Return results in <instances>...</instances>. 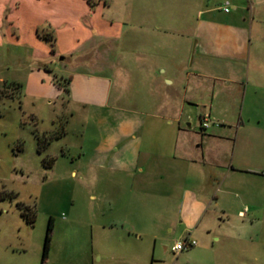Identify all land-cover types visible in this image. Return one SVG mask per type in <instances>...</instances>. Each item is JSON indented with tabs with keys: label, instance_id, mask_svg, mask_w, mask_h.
<instances>
[{
	"label": "rangeland",
	"instance_id": "374dc122",
	"mask_svg": "<svg viewBox=\"0 0 264 264\" xmlns=\"http://www.w3.org/2000/svg\"><path fill=\"white\" fill-rule=\"evenodd\" d=\"M242 1L245 3L117 0L113 11L104 13L106 18L123 21L120 38L140 35L142 42L147 38L160 43L159 49L156 43L155 47L146 44L139 49V43L131 46L121 42L111 55L132 53L133 48L150 54L151 60L159 54L171 55L192 73L188 83L182 77L175 84L179 94L185 93L191 102L186 105L180 125L188 138L201 145L202 133L216 134L224 139L225 151H235L233 162L228 154L227 164L232 163L241 171L230 183L214 191L213 197L218 195L221 199L209 221L210 231L191 239L181 234L180 227L169 228L153 217L160 204L157 196L147 192L141 198V193L130 195L126 187L108 185L106 169L91 163L97 157L93 159L92 151L80 150L82 139L84 146H89L95 138L91 128L83 135L82 113L71 119L67 104L61 100H31L12 88L11 81L25 78L41 59L32 56L36 45L30 41L9 35L3 38L0 264H264V11L256 16L252 35L246 39L248 45L251 41L250 59L241 68L243 72H236L237 66L230 62L214 58L200 63L197 43L201 34L195 33L198 10H212L208 15L212 21L235 22L249 17L245 8H238ZM226 3L229 13L222 10ZM137 26H152L159 33L156 37L143 36ZM42 41L54 52L62 46L60 35L53 34L52 39ZM170 41L174 46L167 47L165 44ZM186 41L191 44L187 57L182 51ZM77 52L79 49L55 56L51 66L62 71L75 69L79 66ZM56 74L54 77L59 79ZM162 84L164 87V81ZM170 89L168 93L173 94ZM203 115L209 116L205 130L200 128ZM210 147L215 150V145ZM49 159L52 166L46 167L43 161ZM129 199V213L144 210L143 214H136L140 219L123 218ZM239 210L241 213L237 214ZM30 211L35 213L32 224L25 218ZM49 221L52 225L48 231ZM46 235L49 249L42 261ZM187 238L195 245L174 252L173 246Z\"/></svg>",
	"mask_w": 264,
	"mask_h": 264
},
{
	"label": "crops",
	"instance_id": "0c3cea01",
	"mask_svg": "<svg viewBox=\"0 0 264 264\" xmlns=\"http://www.w3.org/2000/svg\"><path fill=\"white\" fill-rule=\"evenodd\" d=\"M26 2L0 0V43L8 35L28 40L36 45L32 56L41 59L25 78L12 80V88L31 100L48 103L61 100L67 104L71 119L76 113H82L83 135L91 128L95 138L89 146H84L82 139L80 150L92 151L93 159L98 158L91 163L106 169L108 185L126 187L130 195L141 193V198L147 192L157 196L160 204L153 217L169 228L180 227L181 234L190 239L208 233L209 221L220 206L221 198L213 197L214 191L230 183L241 169L227 164L228 154L231 153L232 161L235 151H225L223 138L202 133L201 145H195L180 126L186 105L191 102L185 93L179 94L175 84L182 77L188 83L192 73L171 55L159 54L151 60L150 54L147 56L137 48L132 53L111 55L121 42L131 46L139 43V49L146 44L155 47L156 43L160 48L156 41L145 38L142 42L140 35L120 38L118 33L123 21L104 16L106 11L116 8L117 0ZM238 8L240 11L245 8L249 17L217 22L208 18L212 11L209 8L198 10L195 33L201 34L197 43L200 63L214 58L230 62L237 66L236 72H243L241 68L250 59L251 41L248 45L246 39L252 35L256 16L264 11V0H245ZM137 31L149 37L159 33L152 26H137ZM43 34L50 35L51 39L53 34L60 35L62 46L57 52L42 41ZM165 45L171 47L174 43ZM190 46L187 42L182 48L186 57ZM76 49H79V66L75 69L62 71L51 66L55 56L69 55ZM56 73L59 79L71 77L68 95L54 83ZM127 88L129 91L125 92ZM168 88L173 94L168 93ZM211 144L215 145L214 151ZM130 205L129 199L123 218L140 219L136 214H143L144 210L131 214ZM221 210L224 212V207Z\"/></svg>",
	"mask_w": 264,
	"mask_h": 264
},
{
	"label": "trees",
	"instance_id": "16d2710c",
	"mask_svg": "<svg viewBox=\"0 0 264 264\" xmlns=\"http://www.w3.org/2000/svg\"><path fill=\"white\" fill-rule=\"evenodd\" d=\"M40 34V33H39ZM41 36V38L42 39H46V40H49L50 39V35H47V34H43V35H40ZM49 38V39H48ZM51 50H53V49H51ZM70 80H71V77H68V78H66V79H64V78H62V79H58V78H55L54 76H53V81H54V83L58 86V87H60L62 90H63V92H64V94L65 95H68V93H69V89H68V83L70 82ZM201 128V130H203V128L202 127H200ZM42 145L40 144V142L38 143V150L40 151V147H41ZM43 162H45L44 163V165L46 166V167H51L52 166V159H49V160H44ZM30 214L27 216V215H25V218H26V220H27V222L28 223H30V224H32L33 222H34V220H35V213H34V211H30L29 212ZM51 221H49V223H48V227H47V230L49 231L50 230V228H51ZM48 243H49V236L48 235H46V237H45V241H44V246H43V251H42V261L45 259V257H46V255H47V252H48V249H49V245H48Z\"/></svg>",
	"mask_w": 264,
	"mask_h": 264
},
{
	"label": "built area",
	"instance_id": "2783aa9c",
	"mask_svg": "<svg viewBox=\"0 0 264 264\" xmlns=\"http://www.w3.org/2000/svg\"><path fill=\"white\" fill-rule=\"evenodd\" d=\"M228 3H226L223 7L222 10L227 13L229 11L228 7H227ZM200 125L203 129L208 128L209 126V116L208 115H203L200 118ZM195 245V241L190 240V239H185L183 242H177L174 246H173V251L174 252H180L183 250H186L192 246Z\"/></svg>",
	"mask_w": 264,
	"mask_h": 264
}]
</instances>
